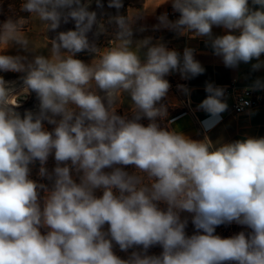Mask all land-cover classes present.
<instances>
[{"label":"clouds","instance_id":"obj_1","mask_svg":"<svg viewBox=\"0 0 264 264\" xmlns=\"http://www.w3.org/2000/svg\"><path fill=\"white\" fill-rule=\"evenodd\" d=\"M95 3L104 8L102 0ZM91 4L23 0L20 12L30 15L0 23V72L23 74L19 90L0 76V264H264V137L214 144L207 135L191 139L171 122L162 127L165 77L179 72L191 79L205 71L195 49L181 55L150 36L134 42L133 25L143 13L119 14L123 0H108L117 14L105 22ZM171 5L179 18L161 14L155 28L206 38L227 68L254 59L253 71L264 67V0ZM33 18L45 32L70 21L75 27L47 38L48 55L3 54L12 45L36 50L25 32ZM106 24L115 31L100 48L88 34L94 27L93 35L106 34ZM214 26L226 34L214 36ZM82 52L93 56L90 63L77 58ZM251 90H264V80ZM205 91L197 109L208 114L201 122L207 131L228 104L225 87L207 82ZM33 93L37 110L21 114L19 98ZM125 95L130 115L117 113ZM37 162L50 187L31 178ZM231 224L245 230L216 234ZM116 246L133 251L122 259ZM156 246L160 254H148Z\"/></svg>","mask_w":264,"mask_h":264},{"label":"crops","instance_id":"obj_2","mask_svg":"<svg viewBox=\"0 0 264 264\" xmlns=\"http://www.w3.org/2000/svg\"><path fill=\"white\" fill-rule=\"evenodd\" d=\"M103 4L105 10L110 9L107 6L108 0H104ZM123 5L126 6V15L128 12L129 14L143 13L137 17L133 25L134 42L150 36L153 38V43L162 42L169 49L181 51L185 47L194 48L195 59L205 69L203 74L191 79H182L180 74H174V80L179 77L181 85L190 90V96L185 98L183 111L170 121L172 129L194 140H203L207 135L214 144L231 142L246 136L264 137V106L236 115L232 111V100L227 98V111L222 113L220 122L207 131L202 127L201 122L208 118V114L197 109V105L207 97L205 91L207 82L214 83L216 86L234 84L240 88L250 89L255 80H264V67L253 71L251 65L257 62L254 59L247 64L241 63L235 69L227 68L222 59L213 54L211 47L205 42L206 38H193L191 34L180 36L166 28H155L154 26L159 23L157 18L167 13L172 7L171 0L166 3L164 0H123ZM212 31L214 36L226 34L222 27L214 26ZM261 60H264L263 54Z\"/></svg>","mask_w":264,"mask_h":264},{"label":"rangeland","instance_id":"obj_3","mask_svg":"<svg viewBox=\"0 0 264 264\" xmlns=\"http://www.w3.org/2000/svg\"><path fill=\"white\" fill-rule=\"evenodd\" d=\"M23 2V0H0V23L8 19L9 17L16 18L19 16H24L27 18L30 14L26 12H20V4ZM104 0H102V3ZM92 4L89 8L90 11H96L98 15V19H102L105 22L107 21L108 16H114L117 14V10L115 8H110L105 10L95 8L96 3L95 0H92ZM119 14L126 15V6L123 5V7L119 10ZM74 22L70 21L67 24L61 23L60 27L55 31H48L45 32V27L41 25L37 19L33 18L30 23L27 25L25 32L29 36L32 44L35 46V51H29L25 52L23 49L19 48V46L12 45L10 46L3 54L7 55H21V56H27L28 59H32L35 55H48V48H50V44L48 45V48L46 47L47 44V38L51 40L55 37V35L60 31H67V30H74ZM108 32L106 34H101L100 36H95L93 33L95 32V27L93 29L92 33H89V39L90 41H93L96 43L97 47L103 48L106 47L108 42L112 39V35L115 31V25H107ZM111 43V42H110ZM78 59H81L85 63H90L93 59V56L87 52H82L77 55ZM23 74L21 73H13V72H0V76H3V78L11 82L17 90H19V87L21 85L20 77ZM170 84L169 92L167 97L162 101L168 109V116L163 121H160L161 126L165 127L169 125V122L179 113H181L184 109V101L186 98V95L184 92L180 89V81L179 77L170 78L168 76L165 77ZM19 104L20 107L17 109L21 114H23L26 110H37L38 100L35 97V94L22 96L19 98ZM117 113L120 115H124L125 113H128L130 115V98L125 95L121 99V106L117 109ZM149 121L147 119H144L141 121V123L147 125ZM45 127L50 131L54 126L47 124L45 122ZM53 159L52 157H49ZM54 160V159H53ZM133 169V168H132ZM134 170V169H133ZM132 170V171H133ZM131 172V171H130ZM125 255L128 257V254L125 252Z\"/></svg>","mask_w":264,"mask_h":264},{"label":"built area","instance_id":"obj_4","mask_svg":"<svg viewBox=\"0 0 264 264\" xmlns=\"http://www.w3.org/2000/svg\"><path fill=\"white\" fill-rule=\"evenodd\" d=\"M167 14L169 20L174 21L179 18V13L175 12L172 7L169 8ZM183 50L178 52L182 55ZM174 74H179V72H173L168 77L172 78ZM223 87L226 88V99L229 98L232 100V111L236 115L264 106V90L253 91L251 88H240L234 84ZM242 101H247L248 104L241 106Z\"/></svg>","mask_w":264,"mask_h":264},{"label":"trees","instance_id":"obj_5","mask_svg":"<svg viewBox=\"0 0 264 264\" xmlns=\"http://www.w3.org/2000/svg\"><path fill=\"white\" fill-rule=\"evenodd\" d=\"M51 130L52 129H50V131ZM54 166H55V161L53 159L49 158L46 167L51 171ZM31 167H32L31 178L34 179V180H37L40 183L47 184L50 187L51 186V182L50 181H48L46 179H41L38 176V171H39V167H40L39 163L37 162L35 165H33ZM132 168H133L132 166H127L126 170L127 171H132L133 170ZM96 194L99 196V195H102V192L98 190ZM41 196H43V191H41ZM105 227H107V226H105ZM244 230H245L244 228H242L241 226L236 225V224H231V225H227V226L221 225V226L216 228V234L220 235L221 237H230V236H232V235H234V234H236V233H238L240 231H244ZM186 232H187L188 235L193 234L194 227L191 224V222H189L188 227L186 229ZM132 251H133V249H129L128 252H126L128 254V256L131 254ZM161 251H162V249L159 246H156V247H153V248L149 249L148 254H150V255H152V254L158 255V254H160ZM114 252L116 253V255H118L122 259H127L128 258L125 255V252L121 251L118 246H116L114 248Z\"/></svg>","mask_w":264,"mask_h":264}]
</instances>
